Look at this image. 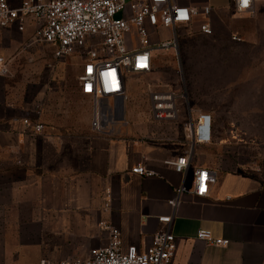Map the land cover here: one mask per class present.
Returning a JSON list of instances; mask_svg holds the SVG:
<instances>
[{
    "label": "crops",
    "instance_id": "1",
    "mask_svg": "<svg viewBox=\"0 0 264 264\" xmlns=\"http://www.w3.org/2000/svg\"><path fill=\"white\" fill-rule=\"evenodd\" d=\"M23 1L7 0L11 6ZM175 1L209 5L213 34L225 40L239 38L227 40L228 67L198 73L194 79L200 86L226 85V121L198 104L178 115L180 120H194L199 112L210 114L208 142L187 139L174 123L153 122L149 95L140 94L131 76L121 97L102 101V115L111 121L101 133L91 129L94 103L80 93L79 82L67 96L59 89L48 90L44 110L33 109L9 82L20 78L12 65L30 64L34 72L26 75L30 80L39 76L33 64L38 54L33 37L37 22L27 18L21 31L15 26L0 29V57L9 69L0 74V264L85 258L91 249L107 243L104 225L118 228L124 247L134 244L143 249L154 233L166 229L157 220L165 215L172 216L169 230L175 236L172 264H264V177L244 166L240 150L224 131L227 126L247 128L235 113L256 112L257 98L262 103L264 2L255 3L252 12H237L231 0ZM46 45L54 58L52 46ZM236 48L260 50L258 56L245 58L258 65V71L233 70L240 59L232 55ZM213 87L194 91L197 96H214ZM249 104L254 108L248 110ZM38 123L43 125L41 132L33 129ZM183 156L188 161L183 173L164 163ZM136 164L153 175L132 173ZM197 169L215 176L201 197L191 193ZM181 186L185 190L178 194ZM176 197L178 203L172 206L169 202ZM199 229L228 243L206 245L195 237Z\"/></svg>",
    "mask_w": 264,
    "mask_h": 264
},
{
    "label": "built area",
    "instance_id": "2",
    "mask_svg": "<svg viewBox=\"0 0 264 264\" xmlns=\"http://www.w3.org/2000/svg\"><path fill=\"white\" fill-rule=\"evenodd\" d=\"M231 1L237 12H252L255 3L264 2ZM211 13L209 5L195 7L178 4L175 0H25L18 6L0 0V29L15 26L21 31L26 19L31 18L37 22L34 40L50 44L54 58L66 57L75 51L81 53L82 69L77 77L79 91L93 100L94 114L90 126L92 131L101 133L111 121L110 116L102 115V101L121 97L128 77L149 73L161 51L173 49L180 69L177 26L196 23L200 33L209 35L212 33ZM231 38L239 40L237 36ZM8 72L6 59L0 57V74ZM179 72L182 80L181 70ZM148 95L151 118L171 122L179 115L177 99L186 97V91L178 92L159 84L151 87ZM185 126L193 142L210 141V114L200 113L195 120H187ZM33 129L41 132L43 125L35 124ZM164 163L180 173L188 165L187 156L168 159ZM131 172L153 175L141 164L132 167ZM214 181L215 176H211L208 170L197 169L191 193L195 197L204 196L209 182ZM184 190L181 186L177 192L180 194ZM109 201L107 192L106 206ZM169 203L176 206L178 198ZM157 220L165 224L166 229L154 233L143 249L134 244L124 247L118 228L104 225L108 232L107 243L91 249L87 257L58 261L42 259L39 264H172L175 252V236L169 230L172 216H159ZM195 237L206 245L224 246L228 243L205 229H199Z\"/></svg>",
    "mask_w": 264,
    "mask_h": 264
},
{
    "label": "rangeland",
    "instance_id": "3",
    "mask_svg": "<svg viewBox=\"0 0 264 264\" xmlns=\"http://www.w3.org/2000/svg\"><path fill=\"white\" fill-rule=\"evenodd\" d=\"M196 26L195 24L177 26V48L180 69L174 50L168 49L159 52L152 70L149 73L131 75V79L133 80V78H135L137 83L136 86L141 95H148L149 89L157 84L168 86L178 92L180 90H185L186 97L177 99L179 116L182 113V109H187V105L193 106L194 104H198L201 107L209 108V111L215 117L226 121V106H228L226 105V97L224 96L226 94V85L220 82L218 86L214 87L210 86L208 83H203L200 86V84L195 83L194 79H197L198 73L207 75L212 71L219 72L217 69H221L228 65L224 58H226V55L228 56V52L230 51L228 49L227 40L231 38L228 37L229 39H227L226 37L225 40L221 34L216 36L213 32L209 35H204L197 30ZM166 35L170 34L166 33ZM36 44L38 54L36 58H33V64L34 62L37 64L38 78L30 80L29 76L26 75L30 74V72H34L31 70L30 64L29 66L21 68L12 65L11 69L13 71L15 70V73L20 74V78L18 77L16 81H10L9 84L17 96L22 98L25 97L24 101H26V103L28 102L27 104L33 107V109L43 111L48 90L53 88L59 89L62 91V96L70 94L71 90L78 82L77 77L80 72L83 56L80 52L75 51L66 57L53 58L50 47L43 42H37ZM231 52L233 56H236L238 59L240 58L233 65V70L236 73H250L255 68H257L258 71L259 66H255L253 62L247 59L245 60V58L258 56L260 50L236 48L232 49ZM262 57L264 58V55ZM213 59L215 61H213ZM262 67L264 77V64ZM180 70L183 75L182 80L179 72ZM47 73L48 77L50 75L49 79H47ZM132 80L129 81L128 86L132 85ZM52 85H54V87ZM199 87H213L215 95L206 97L198 94L197 96L194 90ZM261 99L262 103L260 105L257 98L256 112L252 110L253 112L251 113H235V119L245 122L247 128L239 129L229 128V126H227L224 131L226 136L240 150V161L244 166L264 177V95ZM250 100L251 99H249L248 102H250ZM136 103L142 108L145 107L143 101H137ZM252 107L253 106L249 104L247 109L251 110ZM184 113L186 115L185 111ZM199 114L200 112L197 116ZM150 119L153 122H157L151 118V116ZM186 122V119L180 120L179 118L171 121V123H174V126L181 127L186 138L190 139L185 126Z\"/></svg>",
    "mask_w": 264,
    "mask_h": 264
}]
</instances>
